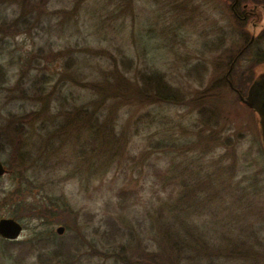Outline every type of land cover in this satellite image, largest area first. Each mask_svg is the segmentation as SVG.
I'll return each mask as SVG.
<instances>
[{"label":"rangeland","instance_id":"obj_1","mask_svg":"<svg viewBox=\"0 0 264 264\" xmlns=\"http://www.w3.org/2000/svg\"><path fill=\"white\" fill-rule=\"evenodd\" d=\"M232 1L46 0L30 19L31 23L15 34L0 36V65L8 79L7 83L0 84V123L11 114L22 115L41 108L43 114L27 126L29 136L32 134L31 139L37 145L42 143L41 137L46 132L54 130V118L65 108L79 105L89 110V90L73 84L67 70L71 73L79 71L80 78L85 81L100 78L102 73H109L110 77L115 66L113 57L118 60L121 50L133 56L135 69L163 73L197 101L195 104L163 102L117 109L123 122H127L130 114L137 117L147 111L155 118L148 132L142 129L135 137L141 152L135 161L140 175L132 177L128 173L126 180L120 167L111 169L103 184H98V178L89 184V169L74 159H64L63 162L69 164L53 168L50 166L53 159H45L43 155L44 159L28 170L30 181L25 182L22 198L45 202L57 196L66 198L87 239L89 233L93 234L102 224V218L108 216L121 217L123 227L137 226L145 220L147 235H151L150 224L155 225L158 196L164 197L166 192L156 176L158 168L152 172L146 165L152 162L159 167L172 165L171 171L176 173V167L182 165V161L186 164L193 160L192 169H197L198 177L189 187L175 188L171 205L191 186L196 190L200 188L208 205L216 210H205V214L195 216V220L208 223L207 229L217 233L218 244L229 251L234 250V264H264V150L255 115L238 96V93L246 95L255 69L264 64L255 67L254 63L255 53L264 51V37L249 43L248 25L250 21L259 23L261 14L246 25V21L233 15ZM250 2L244 0L242 3L250 5ZM21 11L19 0H0V20L16 18ZM40 47H43L42 53ZM55 52L60 56L54 59ZM74 56L78 57V62L71 68H63ZM40 65H48L45 72L55 74L51 84L46 86L47 93L52 91L47 107H43L44 100L39 94H24L21 90L40 72ZM20 76L22 83L17 85ZM218 81L222 86H213ZM229 81L237 91L230 87ZM60 93L68 96L69 104L56 100ZM214 93H217L216 97ZM73 97L76 102L71 104ZM211 99L219 104V108ZM203 106L217 111L215 120L207 122L205 115L208 114L200 112ZM43 127L48 130L42 131ZM67 127L63 123L55 129L54 135L59 133V136L51 146L61 145L63 153L69 151L70 155L77 135L75 128ZM163 129L178 138L167 155L155 144ZM188 136L197 144L194 151L186 153L184 141ZM9 154L7 146L4 152L0 151V161L6 169L11 162ZM36 156L34 153V159ZM146 156L150 159H145ZM11 165L12 172L7 170L0 176V195H6L15 187L12 179L17 169L15 164ZM120 186L138 192L135 206L130 211L120 210L117 206L115 193ZM19 199L14 196L9 205L0 203V218L8 217L12 204ZM58 225L64 226L62 222L54 223L53 229ZM39 226L37 219L28 217L26 227L17 239L25 240ZM121 240L118 236L107 240V248L117 249ZM84 244L79 262L74 264H114L112 258L93 256L89 243ZM27 256L18 263L0 243V264L36 262L35 252Z\"/></svg>","mask_w":264,"mask_h":264},{"label":"trees","instance_id":"obj_2","mask_svg":"<svg viewBox=\"0 0 264 264\" xmlns=\"http://www.w3.org/2000/svg\"><path fill=\"white\" fill-rule=\"evenodd\" d=\"M45 1L19 0L22 5L20 15L13 19L4 17L0 20V36L15 34L22 30L28 22L31 23L30 19L39 8L43 7ZM242 2L244 0H238L239 4ZM251 2L262 1L251 0ZM40 15L39 12L38 17ZM263 19L261 12L260 22ZM246 33L249 35L248 32ZM263 37L264 28L253 41ZM39 51L42 53L43 47H40ZM53 55L54 59L60 56L58 52ZM118 55V60L117 57H113L115 66L110 77L109 73H102L100 78L85 81L80 78L79 71L75 70L71 73L67 70L68 78L73 84L89 90V110L87 107L79 105H72L70 109L65 108L63 113L54 118L56 124L53 131L46 132L43 137L36 131V135L42 139L40 145L31 139L32 134L29 136L27 126L32 125L34 120L43 114L41 108L22 115L11 114L8 119L0 123V151L4 152L6 146L10 149L8 159L11 162L8 163L7 170L12 172V163L17 169V174L12 179L15 187L6 195L5 193L0 195V203L9 205L13 197L17 196L20 199L12 204V211L9 212L8 217L19 220L23 223V228L26 227L28 217L35 218L40 222V226L33 230L30 237L25 240H8L0 237V243L5 245V249L14 256L18 263L25 260L28 253L35 252L37 258L34 264H74L83 254L80 250L86 242L89 243L93 256L112 258L114 264H234L236 261L234 250L229 251L227 247L218 244L217 233L207 229L208 223L198 222L194 218L203 216L205 210L210 212L216 210V207L212 208L208 205L200 188L196 190L191 186L186 190L187 193L185 191L180 194L178 201L172 205L170 203L177 186L189 187L190 182H195L197 179V169H192L193 160L186 164L182 161V165L179 164L176 167V173L171 171L172 165L159 167L153 162L146 165L152 169V172H155L156 167L158 168L156 176L162 190L166 192L164 197L158 196L159 204L156 208L155 225L152 222L150 224L151 235H147L149 231L145 220L138 222L137 226L123 227V223L120 222L123 221L121 217L108 216L102 218L101 227L95 228V234L89 233V239H87L81 231V225L78 224L76 212L66 198L52 197L48 202L43 200L28 201L22 198L25 182L29 180L27 179L28 170L35 167L42 160L43 155L45 159H53L54 162L50 165L53 168L69 164V162H63L64 159H74L79 165L89 169V184L95 178H98V184H103L111 169L120 167L123 169L121 172L126 180L128 173L132 177L136 174L140 175L139 172L137 173L135 161L139 159L141 152L135 143V137L142 129L148 132L155 118L150 111H147L137 117L130 114L127 122H123L120 121L117 109L163 102L173 104H188L189 102L195 104L197 102L191 99L179 86L174 85L163 73L147 69L139 71L135 69L133 56L122 50ZM254 61L255 67L263 63L264 51L258 50L255 53ZM77 62V56L71 57L63 68H71ZM38 68H40V72H37L35 77L32 75L33 79L30 85L25 88L21 87V90L24 94L28 92L39 94L44 100L43 107H47L52 91L47 93L46 86L51 84L55 74L45 72L48 65L44 67L40 65ZM21 80L20 76L17 85L22 83ZM7 81L6 74L0 65V84L7 83ZM218 82H215L213 86L221 87L222 85ZM215 95L217 93L213 94L214 97H216ZM56 100L68 103V96L60 93L56 95ZM211 100L219 108V104L214 99ZM71 101V104L75 103L76 98L73 97ZM126 111L128 112V110ZM200 112L208 114L205 115L207 122L215 120L217 116L216 110H209L205 106ZM62 116L63 119H61ZM63 123L67 124L70 129L75 128L77 135L73 153L70 155H68L69 151L63 153L61 145L51 146L56 143L59 136V133L54 135L55 129ZM41 130L47 131L48 128L43 127ZM45 139L47 141L44 144L43 140ZM150 139V135H147V140ZM177 139L172 132L163 129L161 135L155 140V144L156 147H162V152L167 155L171 153L170 148L177 143ZM184 144L187 145L185 149L187 153L194 151L197 141L188 136L185 138ZM34 153L37 154L35 159ZM145 159H150V157L146 156ZM123 182L126 181L123 179ZM115 194L120 210H132L138 197L137 191L120 186ZM146 215L149 217V213ZM58 222H62L65 226L61 235H58L52 227V224ZM107 227L109 229H106ZM213 228L215 229V227ZM117 236L122 239L117 243V249H108L106 241L111 238L116 239Z\"/></svg>","mask_w":264,"mask_h":264},{"label":"water","instance_id":"obj_3","mask_svg":"<svg viewBox=\"0 0 264 264\" xmlns=\"http://www.w3.org/2000/svg\"><path fill=\"white\" fill-rule=\"evenodd\" d=\"M262 15L264 17V5H261ZM264 28V19L259 23L250 21L248 29L251 32L249 43H251L257 34ZM229 85L233 88L231 82ZM236 90L235 88H233ZM237 91V90H236ZM239 99L248 108H250L254 115L256 125L258 127L260 141L264 150V64H261L255 69V76L250 83L246 95L238 93ZM7 169L0 161V176L4 175ZM23 229L22 223L12 217L0 218V237L8 240H15ZM65 227L58 225L55 229L58 235L63 234Z\"/></svg>","mask_w":264,"mask_h":264},{"label":"flooded vegetation","instance_id":"obj_4","mask_svg":"<svg viewBox=\"0 0 264 264\" xmlns=\"http://www.w3.org/2000/svg\"><path fill=\"white\" fill-rule=\"evenodd\" d=\"M259 1V0H258ZM262 2L238 3V0H233L230 9L233 15L240 21H246V25L250 20H257L261 14ZM247 30V29H246ZM248 32V31H247ZM249 33V32H248ZM251 35V33H249Z\"/></svg>","mask_w":264,"mask_h":264}]
</instances>
